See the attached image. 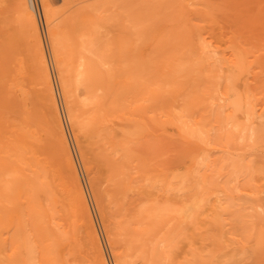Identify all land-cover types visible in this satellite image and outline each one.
<instances>
[{
	"label": "bare ground",
	"instance_id": "bare-ground-1",
	"mask_svg": "<svg viewBox=\"0 0 264 264\" xmlns=\"http://www.w3.org/2000/svg\"><path fill=\"white\" fill-rule=\"evenodd\" d=\"M42 1H43V5L45 8L47 20L49 21V23H51L53 25L56 22L55 21L54 23H52L53 19L54 18L56 19L57 17L61 18V15H57V17H55V11L53 10L54 8L53 9L51 8V3H52L51 0H42ZM122 1H123L124 6H127V8H128L129 13L128 12L127 13L129 16L127 18L125 16H123L124 18H122L123 14H121L120 18H122L123 21L126 19V21L132 22V26H134L135 28L137 27L136 28L137 30L134 32L135 37H133L131 32L130 31L128 32L126 30V28L123 30V32H125V30L128 32V33L127 32L126 33H127V36L129 35V38L131 41H133V40L135 41L131 44L132 46L129 45V46H126V48L131 46V47H135V49H139V44H140L139 41L142 39V34L144 35L143 27L146 28L145 25H148V26L151 25L152 26V24H153L155 26V25H157V23H158V25L160 23H162V21H164V22L166 21L165 23L167 25L169 22L178 23V21L181 20L182 16L186 12H189L188 10H192V8H191L192 4H193V8H194V4L196 6L198 5V7H195V10H198V12L200 13V15H198L197 17H199L198 18L199 22L201 20V22H200L201 26H199L200 24L198 22V26H196V28L201 27L202 30L199 31L197 29H192V28L189 29L188 27L186 28L185 27L186 25H184V23H183L185 21L182 20L183 25H180V23H179V26H176V28H174V30L172 32H170L168 30L169 32L165 33V30L164 31L162 30L164 35L162 37H159L158 41H157V42H161V44L159 45V47L161 46V51H160L161 54L159 53V57H157L155 55V52H156L155 51L153 53H148L146 56L138 57V59L135 60V64H134L131 61L122 63L124 61V57L121 55V51L116 52V54L114 52H113V54L112 53L109 54V50H108L109 48H111L110 52H112L113 51L112 48L115 50L114 47H119V45L118 46L116 45L118 43L117 41H116L117 43L114 44L116 46H111V43H109V42L106 43L105 41H101L100 37L98 40H96V42L94 41L98 36L97 35L95 36V34H91V32L93 30H96L97 25L94 27V29H93V27L91 30L89 29L90 32H88L90 34V36L92 38L94 36L95 39L91 40V38H90L91 41L87 42L88 41L87 38H89V34L88 35L84 34L85 33L84 32L82 34L87 35L88 37L86 38V36H85L84 39L82 37V40L84 41V43H81V44L78 43V45L76 44V46H72V45H74V43L72 41H68L66 39V37L64 40H67L66 42H69V44L70 43H72V44L69 45V44H65V42H63V37L67 36V34L64 33L65 30L62 31V29L60 30V28H58V29L55 28L56 27L55 25H57L58 23L54 25L55 27L49 26V27H51L50 28L51 32L50 31L49 32L51 33L50 34L51 35L50 40L52 39L51 40V42H52L51 43L52 54H53V57H54V60L56 63L57 70H58L59 82H60V86L62 89L63 98H64L65 104L67 106L68 118L73 123L74 131H75L77 139L79 141H82V140H80L81 136L87 135L89 137V139H87V137H85V139L88 140V141H86L87 145L91 150L94 151L93 153L90 151H88V152H90L91 154L95 153V156L93 158L97 157L96 158L97 161H99V160L103 161L104 160V162H105V164H103L102 166L103 167L105 166L104 168H106L105 172H107L106 174L108 175L106 179L109 181V186L107 188H105V186H102L105 188L104 189V188L99 187L97 185L95 178L91 179L92 185H93V187L92 186L91 187H92V189L94 188L95 195L98 198V201L101 203L103 202V198H104L103 193H106V196L107 195L110 196L112 201L119 200L123 194H126L125 197L131 195L133 198L132 201L138 200L137 205L133 207L135 209L132 208L131 209L132 211H130L132 213V214L130 213L131 216L132 215L135 216V212L137 211L142 217L139 216L138 213L136 212L137 214L135 216L136 217L135 219H138L139 217H141V218H145L147 221V219L151 220V218L152 219L154 218V220H152V221H154V223H153L154 226L152 225V221L150 222V220L148 221V223H144L145 226L143 224L144 227H148V225H149V228L151 230H152L151 226L155 227L156 225H159L160 220H161V223H164L163 226L165 227L166 234H163L162 232H160L162 235V239H163L161 241L163 243V246H162V244L158 243V240L155 241L156 240L155 238H157V236L160 237V235H159L160 233L159 234H158V232L156 233L155 230L157 228L158 229L156 231L160 230V227L162 228V225L158 226L157 228L155 227L156 228L155 230L153 228L154 231L152 230L153 231L152 233H150L151 230L150 231L148 230L149 234H153V235H151L154 238L153 243L154 242H156V243H154L153 244L154 247L152 246L153 248H151L152 249L151 250L152 255L151 254L150 255L152 257L150 256L151 258L149 257L148 261L145 260V264H158L157 263L158 261L155 262V259L153 258V254L157 255V257L160 256L162 258V260L165 262V264H167V263L171 264L170 263L171 262V255L173 257L171 250L175 247H178L180 245V243L183 241H185V245L188 248V252H190V259L188 258L189 262L187 264H189V263L190 264H262V262L264 260V195H263V193H264V158L260 159V157L262 155H263L262 157H264V101H263L264 98L262 95V94H264L263 93L264 87L262 86L263 89H260L261 87L259 89L257 88L258 90H261V91H258V90H256V88L254 86L259 87L260 83L254 82V83H256V85L250 86L246 82H244L243 80L230 75L227 72V70H225L224 63H223V67L221 66L218 69L217 73H215L213 71H210V73L205 72L204 66H205V64H207V61H210L209 59H212V58L217 60L215 54L219 53V52H217V50H219V47H218V49L216 48V51H215V49L213 47H216V46L209 44V42H211L212 39H211V41L209 39L204 40L199 35L202 34V32L204 30L202 28L203 24L209 25L211 27L215 26V23L218 22V21H216V19L218 20L219 17L221 18L220 13L222 14V17H224V18H221L222 20L219 19L220 21H222L223 24L228 22L230 25L231 24L234 25L236 23L235 25H237L238 27L241 26L238 29L241 28L243 30L244 34H246L245 30H247L248 27L251 26L252 23L250 20H253L252 18H253V16L255 17V14L259 20H262V22L260 21V23L262 25L257 23V22H259V20L256 17L254 19H256L257 21L254 20L252 22H254V24L257 23V26H259V27L263 26L264 19H260V18H264V13H263L264 8L260 7V6L264 1H262V0H260V1L259 0L258 1L257 0H250V1L246 2V0H243V1H241V0H236V1L235 0H224L223 1L222 0L223 3H225L226 8H224L225 6H223V3H219L221 1H218L217 4H219L218 5L219 8L221 10H223L224 12L219 11L220 9L216 5H213V4H215V2L217 0L213 1L214 2L213 4H211L208 0H145L146 3L143 2L142 0L140 2H139V0H122ZM142 2L145 3V5H143V7L141 5V4H143ZM252 2L256 3L255 6L259 5L258 8H255L256 10L253 8L251 10L250 7H249V9L247 8V6H249V4L254 5V3H252ZM235 3H236V5H235ZM190 4H191V6H190ZM17 5H19V8L17 10H20L19 14H20V16L22 15V17L25 21L24 25L27 28L26 32H25V33H27V36H28L27 39L29 42H31V45H32V46L30 45L31 48H29V49H31V50L33 49V52H31L32 53L31 56L28 57V59L26 58L25 60L26 61L28 60V62L30 63L31 68H29V69L32 71H34V69H35V73H37V74H35L31 71L32 74H35L32 76V78L34 80V84H36V86H38L37 85V83H38L39 85L41 84V86H42L41 88H40V86L38 87V88H40V90H33L32 89L35 92V93L32 92L33 96L30 92H29L30 94L27 92L29 95V98L31 99L30 100L31 102L28 103V96H27V93L25 92V88L21 87L19 85L20 83H18V85L20 86V87L18 86L19 89L21 88L22 91H24V93L21 91L22 96H24V103H23L24 105L22 104V106H20L17 109L19 111L20 115L22 116L23 122H24V135L20 136V137L24 136V147H22L21 143H19L20 145L17 147H14L13 151L20 150L19 147L24 148V165H26V164L30 165L29 172H27V174L24 176V198L32 204L33 209H36V206H35L36 202H42V201H45L47 199H53L52 197L54 194V190L56 187H58L57 186L58 183H57V180L55 177L56 175L54 176V173L50 172V170H49L51 168H49V160H48L47 155L46 156L42 155V154L45 155L47 153V150L46 151L42 150V146L51 147V148H54L55 150H57V153L60 155V158H59L60 162L66 166V170L68 172V175L66 174V176L64 178H61V177L60 178L63 180H66V181L70 180V182H71L70 183L71 188L70 187L68 188V190H67L68 192L65 191V189H63V190L61 189L62 191L60 190L59 192L62 193L63 195L65 193H67V196H70V198H72V200L74 199L75 202L77 201L76 203H78V205L80 207V209L79 208H77V209L83 211L87 215V217L90 218V210H89L90 208H88V205H87L86 193L84 192V188L82 187V184L80 182V178H79L80 174H78L79 171L76 168V165H75L76 163H74V161H73L74 157L72 158L73 154H71V151H70L71 148H70V143L68 141L69 139H68L67 133L65 131L64 123L62 122L61 112L59 111V108H58V102L56 99V94H55L56 92L54 90V85H53L54 83L52 81L50 64L48 61V56L45 53L46 51L44 50L45 47H44V44L42 41L43 37H41L42 35L40 33L39 22L36 18V12L34 11L35 9H34L33 0H18V4H16V6ZM238 5H239V12L237 11L238 13L235 12V14H234V12L231 13L232 11L229 10V7L231 9L235 8L238 10V8H237ZM244 5H246V7ZM199 6H200V9H203V11L199 10ZM232 6H234V7H232ZM62 7H64V6L61 5V8ZM64 8H66V7H64ZM213 8H218V9H216V11L214 12ZM57 9L55 8V10H57ZM60 9H58V12L60 11ZM166 9L168 10V13H165ZM260 9H261V11H260ZM62 10H63V8H62ZM240 10H242V11L240 12ZM125 11L126 10H124L123 12L125 13ZM259 11L262 13L261 15H263V16L259 15V13H260ZM191 12H189V13H191ZM218 12H220V13H218ZM225 12H229V14L231 13V15L234 14L235 15L234 18L235 17H237V18L235 20L234 19L230 20L233 17H231V15H229L228 13L225 14ZM243 12L244 13L247 12L245 14H248V15H245V14L242 15ZM252 12L253 13L255 12V13L253 14ZM171 13H173V16L175 18L173 16H172V18L166 16L167 14H171ZM216 13H218V14H216ZM160 14H161V16H160ZM163 14H165V15H163ZM215 14L217 15V17ZM238 14H240L241 16ZM250 14H252V15H250ZM183 17H185V16H183ZM227 17L228 18L230 17V18L228 19ZM188 18H189L188 20H191L189 15H188ZM226 18L229 21H226ZM20 19H22V18H20ZM223 19L225 20V23H224ZM238 19L241 20V22H239ZM59 20H61V19H59ZM160 20H161V22H159ZM237 22H238V24H237ZM185 23H188V22H185ZM195 24L197 25V23H195ZM191 25L194 26L193 22ZM58 26H59V24H58ZM246 26H248V27L246 28ZM253 26H251V27L253 28ZM124 27H125V24H124ZM216 27H218V26H216ZM236 27L235 28L233 27L235 32L237 30ZM243 27L245 28V30L243 29ZM255 27H256V25H255ZM255 27H254V30L256 29ZM259 27H257V28H259ZM215 28L212 27L213 30ZM79 29H77V31L78 30L84 31V30H82V27H79ZM97 29H99V28H97ZM152 29H154V28H152ZM217 29H215V31ZM261 29L262 28H260V31L263 30V29L262 30ZM195 30H197V31H199V33L200 32L201 33L197 34V32ZM213 30H210V31H213ZM254 30H252V31H254ZM256 31H259V30H256ZM260 31L257 32L256 34L258 35V33H259V35H261L262 32L264 33V31H262V32H260ZM229 32H231V31L229 30ZM243 32H241V30H240V32L237 30V32H236L237 36H236V34L234 36L233 33L231 35H229L231 37L234 36V38H232V39H236L235 42H237V45H238V47L237 46L236 47L239 48V51L235 50L234 52H231V53L229 52L230 55H229L228 60L231 63L230 65H233L234 67L239 62H241V58L244 55L247 56L248 54H250L249 55L250 57H251V55L253 57L257 55V54L256 55L254 54L256 49L252 48V46L247 48V46L243 47L240 44L241 41L238 40V37H239L238 35L240 33H243ZM66 33H68V31ZM126 33H123V34H126ZM158 33H160V32H158ZM79 34L80 33H78L77 36H79V37L84 36V35H79ZM96 34H98V33L96 32ZM208 35H209V32H208ZM211 35L213 37H217L218 39L221 38L220 35H217L214 32H211ZM7 36H8V34H7ZM248 37H249V35H248ZM258 37H260V36H258ZM129 38L127 37V39H129ZM249 38H251V37H249ZM252 38H253V36H252ZM118 39H121V38H118ZM70 40H71V37H70ZM121 40H123V39H121ZM130 40H129V42H130ZM85 41H86V43H85ZM99 41H100L102 47L105 45L107 47L110 46L109 48H107L105 46L106 48L103 47L104 49H102V47H101L102 51L105 50V52L103 51L104 54H99V52H97V50L99 49L97 47V46H99V44H98ZM206 41H208V42H206ZM79 42H81V40ZM142 42H144V41H142ZM63 43L65 45H63ZM103 43L104 44L106 43V44L103 45ZM11 44H12V42H11ZM121 44H122L121 47H125L124 41ZM152 44H154V43H152ZM156 44H154L155 45L154 48H156ZM223 45L225 46L226 43ZM255 45L257 47L258 45H261V44L256 43ZM181 46H182V48L180 49ZM253 46H254V44H253ZM65 47H68V49ZM159 47H157V48H159ZM183 47H185V48L183 49ZM64 48L67 52L64 50ZM189 48H191L192 51L188 50ZM259 48L261 49L262 47H259ZM259 48H258V50H259ZM86 49H87V51H86ZM187 50L191 51V52L188 53ZM229 50L232 51L231 49H229ZM258 50H257V52H259ZM219 51H220V53L222 52L221 50H219ZM106 53H107V55H106ZM165 53H168V55L166 56ZM108 54H109V56H108ZM193 54H194V56L196 55V58H195L196 61L193 60L194 64L189 65L190 69L189 68L187 69L186 67L189 64L188 63V57L191 55L193 56ZM221 54H223V53H221ZM249 56H248V58H249ZM217 57L219 58V56H217ZM0 58H1V56H0ZM224 59H226V58H224ZM216 60H213V61H215L213 63L216 64V62H219ZM0 61H1V59H0ZM223 61H221V62H223ZM3 62H0V63L2 64ZM253 62H254V60H253ZM225 63H227V62H225ZM22 64H23V62H22ZM19 65H21V64H19ZM27 65H29V64H27ZM248 65L249 64H247V67H248ZM136 67H138V69H137V71L134 72ZM201 67H202V69H201ZM257 67L258 66H255L253 68L255 69ZM10 68H11V66H10ZM20 68H22V65ZM223 68H224V70H223ZM253 68L251 67L250 69H253ZM6 69L7 68H5V70ZM8 69L6 70L7 75L3 73V72H5V70L0 71V75H1V77H3V80L5 79L4 76L7 79L8 75H9ZM181 69H187L189 71L191 70V72H189V73H192L193 71H197V70H198V72L201 71L202 75H204L206 77L205 79L207 80V82L209 84H207L205 86L200 85L203 82L202 81L203 78L199 79L198 77H196V75L194 76V74L192 73L194 77H192V79L190 78V81H188L189 84H187V87H186L187 90L185 88L186 91H184V92L181 91L184 87L183 85H185L184 80H183V83L178 80V78L179 79L181 78V77H179V74H178V73L182 72V71L179 72ZM10 70H12V69H10ZM13 71H15V68L13 69ZM19 71L21 72V70H17L15 72L18 73ZM256 71H257V69H256ZM15 72H14V74H15ZM10 73H12V72L10 71ZM17 73L15 75L16 81H14L15 79L13 80L12 76L9 75L8 80L12 78L13 83L11 82L12 80L10 81V83L8 80H7L8 83L6 82L7 87L5 90L9 93H12V91H8V90H11L12 86H13V88L17 87L15 84H17L18 81L20 82L23 79L22 77H21L22 78L21 79L19 76H17ZM21 74L22 73H20L19 75H21ZM184 74H185V72H184ZM254 74L255 73H253V76H254ZM202 75H201V77H202ZM246 75L248 76L249 73L247 72ZM239 76L241 77V74ZM17 77H19V79ZM29 77H30V75H29ZM189 77L190 76H188V78ZM259 77L262 80L263 77H261V76H259ZM259 77L258 78L253 77V78L257 79L256 81H259L258 80ZM26 78H28V77H26ZM32 78H30V79L32 80ZM181 79H184V78H181ZM199 80H201L202 82ZM36 81H38V82L35 83ZM0 82H1V84L5 83V81H2L1 78H0ZM27 82L29 83L28 80H27ZM30 82H33V81H30ZM181 83H182V85H181ZM257 83L259 85H257ZM28 85L31 86L30 83ZM166 85H167V87H165ZM25 86H27V84ZM168 86L170 87V89H172L171 93H172V96L173 95L175 96V98L173 96L174 100L176 99V97L178 98V96H180V95L182 96L180 98L183 99V100L181 99L182 101L180 100L182 102V103L180 102L181 103L180 107H179V104L175 103L178 105L179 109L178 108L174 109L177 106L175 104H173L174 100H172L173 98H171V96H170L172 102L171 103L168 102L169 103L168 105L171 107V105L173 104L172 106H174V107L172 110L169 107L170 109H168V110L170 111V113L169 112L168 113L172 116V118H171L172 122L175 121L177 123V125L181 129H183L184 132L189 133L190 136H192L193 134L195 135V138L197 136L198 140H199L198 135L204 136V137H202V136L200 137L202 139L205 138L204 142L206 139L207 140L209 138L211 139V136L214 137L215 136V135H213L215 133L214 130L218 129V130H216L219 132H218V136L216 138L217 139L216 140L217 146H215V147H219V148H218V150H216L215 158H213V156L211 158L210 155H211V152H213L211 149L212 148L211 146L216 144V143L213 144L215 138L213 140V137H212L211 140L210 139L208 140L209 142H207V140H206V142L203 143V145H201V147L202 146L207 147V148L211 147L210 152L207 148H205V150L206 149L208 150V153H210V155H208V153H206L207 150L206 151L202 150V153H199L201 149H199V152H197V154L191 155L187 158H186V154H188V153H186V154L184 153L185 157H182L183 161L180 160L182 162H179V163L185 162L183 169L177 168V170H175V169L168 170L167 169V170L161 171L159 168H157V170L159 169L161 171V173H157V175H154L155 173L149 172V170L146 169V166H148L150 163L145 161V157H144L143 166H142L143 170L142 171L146 170L145 174H140L138 176V179L134 180V178L132 176V171L134 169L132 170L131 167L137 165V164L133 163L134 161H136L137 158L135 160L133 159V154L136 153V152L133 153V151L134 150L137 151L138 147L141 148L140 150H144L142 148V146H144V145H143V142H141L142 146L140 145L137 147V144H139V143H137L135 146L136 142L134 141L135 143H134V145L132 143V145L137 147V148L134 147L135 149L132 150L131 147H133V146H130L131 143H129V142L131 141L132 138L134 139L135 136L139 137L138 134H136L137 132H135V130H137V131L139 130L138 131L139 133L140 132L143 133L144 127L146 128L147 126L144 125L145 122H143L141 124L140 121H143V119H140L139 117L136 116V118L139 119L138 120L140 122L139 124H141L139 126V127H141V130L137 129L138 125H139L138 123H136V125H135L136 127L134 130V128L131 127V126H133V122L130 120V122L128 123L129 116H128V118L126 117L127 112H128V114L132 115L131 114L132 109L128 110L126 108V110L124 111V109H125L124 105L127 106L128 104L129 105L131 104L129 102H135L134 104L132 103L133 106L137 105V107H138V105H139L138 101L139 100L145 101V103H146L147 102L146 100H149V98H150L149 93H151V95L156 96L158 91L164 90V87H165L166 91L169 90ZM0 87H2V85ZM3 88H5V87L3 86ZM19 89H18V91H19ZM3 91H4V89H3ZM146 93H148L149 98H148V96H146L147 98H143V97H145ZM141 94H143V95L140 96ZM79 96H84V99H86L89 102V104H87V101H85V100H84L85 102L83 101V104L86 106V108L91 106L88 109V111L86 108L83 109V111L85 110V112H86L85 113L86 116H83L82 111L75 104L76 99H79L78 98ZM20 98H21V96H20ZM151 98H150V100H151ZM212 98H214V99H212ZM20 100L23 101V99H20ZM22 101H21V103H22ZM80 102H82V101L80 100ZM136 102H137V104H136ZM121 106H122L123 116L128 119V120L125 119L128 124L127 123L123 124L121 130L119 131V130H117V127L115 125H113V123L111 122L113 119L115 120V118H114L115 116H113L112 120H111L110 116H112L113 115L112 113H114L116 111L121 113V111H119V110H121V108H120ZM150 106L152 107V104L146 107L147 111H145L144 108L141 109L142 110L141 112H143V110H144V112H146L147 115L145 113L142 114L141 112H138V113L141 114L143 117L146 116L148 118V113L150 111H152ZM142 107H143V105H141L140 108H142ZM153 107H155V106H153ZM200 107L204 108L203 113L201 114L202 117L204 115H207V113L208 114L210 113L209 115H211L212 117L213 116L215 117L217 122H214V123L215 124L217 123V125H215V124L214 125L217 126V128H213L214 125H213L212 129L208 126H207L208 127L207 128L206 123L208 122L209 118L208 117L205 118L206 116H204V118L206 119L205 120L206 122H204V118L196 115L198 113V111L200 110L199 109ZM135 108H136V106H135ZM135 108H134V110H135ZM157 108H159V106H157ZM160 108H162L161 110H164L163 107H160ZM136 109H138V108H136ZM17 110H16V112H17ZM124 112L126 114H124ZM155 112H157V111H155ZM158 113H159V111H158ZM151 114H152V112H151ZM149 115H150V113H149ZM132 116H133V118H135L134 113ZM162 116L164 117V115H162ZM109 119L111 121H109ZM149 119L150 118H148V120ZM201 119H203V120H201ZM150 120L148 122H150ZM122 121L124 122V118ZM154 121H156V120H154ZM166 121H167V119H166ZM166 121H164V122H166ZM170 122H168V123H170ZM202 122H204L206 125H204V123H202ZM119 123H121V122H119ZM176 123H175V125H176ZM117 125L119 126L121 124H117ZM142 125H144V127ZM171 125H173V124H171ZM202 125L205 126L206 130H204L205 128H204V126L202 127ZM44 129L46 130V135H48V137H47V139H45L43 141L44 137H42V134L40 133V131H43ZM147 129H148V127H147ZM155 129H157V128L155 127L154 130ZM209 129H210V131H209ZM212 130H213V132H211ZM203 131H205V132L203 133ZM206 131L209 133L211 132L212 134L211 135L207 134ZM30 132L32 134L37 133L38 138H41L42 142H45V144H43L41 142L43 144V145H40L41 149L35 150V148H31V147L29 148V144L33 146V144L35 143L34 141H33L34 142L33 143L32 140L29 141L30 143L27 141L30 138L29 136L32 135V134H30ZM146 133H148V132H146ZM46 135H45V138H46ZM143 135H145V133L142 134L141 136H143ZM205 135H207V136L210 135V136H208L209 138L206 136L207 137L206 138ZM153 136H155V135L153 134ZM27 137H29V138H27ZM146 137H147V135H146ZM20 139L22 140V138H20ZM150 139H152V135H151ZM202 139H200V140H202ZM147 141H148V139H147ZM183 141H185V140H183ZM137 142H138V140H137ZM151 142L152 141H150V143H149V141H148V143L150 145H151ZM154 142H156V141H154ZM144 143H145V140H144ZM156 143L158 145L159 142H156ZM156 143H153V144L155 145ZM168 143H169V141H168ZM206 143L208 146L205 145ZM235 143L237 146L235 145ZM165 144L163 142V148L167 149L168 147L167 148L164 147V146H166ZM233 144H234V146H233ZM235 146L239 151L241 150L245 153H247L246 151H248V150L250 151V148H253V150L257 149L259 151L258 154H260V155L256 154L254 151V154L256 156L254 154H252V156L254 155V158H256L257 160L256 159L254 160V158H253L254 162H253V160H252V162L251 161L247 162V159H246L247 154L240 153V152L238 153V150H235L236 148L235 149L233 148ZM80 147H81V152H82L83 156L85 157V160L88 159V158H86L87 146L84 144V145H81ZM153 147L151 145V148H153ZM146 148L148 149L150 147L146 146ZM146 148H145V150H146ZM159 148L160 147H158L157 149H159ZM161 148H162V146H161ZM182 148H180V149H182ZM154 149H156V148L154 147L152 150L148 149V150H150V152L154 151V153L152 154V159H153L154 154H155L154 155V158H155L157 156V154L159 155V152H161L160 150H158V152H157V150L155 151ZM148 150H146V151L148 152ZM8 151H11V150H8ZM165 151H163V153ZM234 151H236L237 153H235ZM131 152L133 153L132 155H131ZM150 152L148 154L147 153L146 154L149 156ZM156 152H157V154H156ZM167 152H168V149H167ZM203 152H205L204 153L205 155H203ZM260 152L262 153V155ZM15 153L17 154L18 151ZM48 155L50 156V154H48ZM171 157L173 158V156H171ZM157 158H159V157H157ZM166 158H164V159L165 160L170 159L169 156L167 159ZM208 158H211L212 160H210ZM57 159H58V157H57ZM131 159H132V163H131ZM164 159H162V160H164ZM162 160H158L157 162L160 161V163H163ZM165 160H164V162H165ZM12 161H14V163H18V164H21L23 162L21 160V158H19V157L12 158ZM93 161H96V160H93ZM97 161L95 162L96 164L99 163ZM168 161L169 160L166 161L167 165L170 164L169 162L171 161V159L169 162ZM178 161H179V159H177V162ZM86 162H87V160H86ZM172 163L174 164V162H172ZM141 165H139V166H141ZM153 165L155 166L156 164H153ZM170 165L172 167V164H170ZM178 165H180V164H178ZM100 166H98V168ZM60 167H62V166H60ZM156 167H158V166H156ZM167 167H169V166H167ZM64 169L62 167V170L66 171ZM135 169L137 170L139 168H135ZM129 170H130V172H129ZM140 171H141V169H140ZM142 171H141V173H142ZM201 171H202V173H201ZM105 172H102V173L105 174ZM30 173H32V174H30ZM150 173L153 175H151ZM205 173H207L208 175L210 173L213 176L216 175L220 178H223V180L219 181V179H218V181H215L214 179H210L209 178L210 176L206 175ZM106 174H105V176H106ZM51 175H53V177ZM67 176L69 179L68 178L66 179ZM101 176H103V175H101ZM56 191H57V189H56ZM104 191H106V192H104ZM133 194H135L136 196H134ZM54 195H57V194H54ZM55 199H53V200H55ZM65 199L66 198H64V200ZM106 200H108V199H106ZM1 201L2 200L0 199V202ZM121 201H122V199H121ZM48 202H50V201L47 200V203ZM70 202L72 203L73 201H70ZM107 203H108V201H107ZM117 203L118 202H116V205L114 207L117 206ZM67 205H69V203H67ZM112 205H113V203H112ZM1 206H3L2 202H1ZM114 207H112V208H114ZM3 209L6 210V208H3ZM74 209H76V207ZM64 210H66V209H64ZM71 210H72V208H71ZM6 211H10V210H6ZM6 211H5V213L3 212V215L8 213ZM21 211H22V209H21ZM116 211H117V209H116ZM77 212L80 213L79 211H77ZM114 212H115V210H114ZM69 213H71V212H69ZM137 215L139 216L138 218H137ZM7 216H6V218H7ZM19 216H20V214H19ZM133 216L131 217L130 220L134 219ZM3 218H5V217H3ZM3 218H2V220H3ZM89 218H86V219L89 220ZM116 218H118V217H116ZM121 218H122V216H121ZM139 220L141 221V219H139ZM65 221H66V219H65ZM117 221L121 222L120 220H117ZM146 221H144V222H146ZM92 222L93 221L90 222L91 224L89 222H87V223H88V225L90 224L92 226L93 225ZM119 222H118V224H119ZM149 222L151 223V225ZM87 223L85 222V224H87ZM64 224H66V223H64ZM88 225H87V227H88ZM123 225H127V223L126 224L124 223ZM0 227H2V226L0 225ZM2 228L5 229V227H2ZM143 228H141V229H143ZM53 229H55V228H53ZM57 229H58V227H57ZM141 229L140 228L138 229L140 231V234H137L138 236L143 234V233H141V231L143 232L145 230V228H144V230H141ZM161 230H163V229H161ZM144 232L148 233L147 231H144ZM154 232L156 233L155 235H154ZM114 233H115V231H114ZM120 234L118 233V235H120ZM147 235L145 237H148ZM163 235H165L164 238H163ZM136 236L134 237V238H136L134 240L138 239V236L137 237ZM88 237H87V239H88ZM123 238H125V237H123ZM92 239H93L92 242L95 243L96 239H94L93 236H92ZM132 240L133 239L131 238V241ZM144 242H142V243H144ZM145 244H146V242H145ZM95 246L97 247L98 244L97 245L95 244ZM29 247H30V245H29ZM140 247H141V249H140ZM142 247H144V246H143V244L140 243L138 249H140V251L144 250V248L142 249ZM146 247H148V246L146 245ZM161 247H163V248H161ZM27 249L30 250L31 248H27ZM176 249L178 250V248H176ZM129 252L132 253V251H128V253ZM168 252H170V253L168 254ZM185 253H187V252H185ZM95 256H97V255H95ZM130 256H132V255H130ZM135 256H137V255L135 254ZM187 257H188V255H187ZM137 258H139V257H137ZM150 259L151 260L154 259V260H152L153 262H151ZM142 260H144V259H142ZM163 261H160V263H163ZM172 261L173 262L176 261L174 259V257L172 258ZM173 262H172V264H173ZM91 264H105V263L103 261H101L98 257H96L91 262ZM181 264H182V261H181Z\"/></svg>",
	"mask_w": 264,
	"mask_h": 264
},
{
	"label": "rangeland",
	"instance_id": "rangeland-1",
	"mask_svg": "<svg viewBox=\"0 0 264 264\" xmlns=\"http://www.w3.org/2000/svg\"><path fill=\"white\" fill-rule=\"evenodd\" d=\"M51 1H52L51 8L52 9L54 8L53 10L55 11V17H57V15H61V18L60 17H57L56 19L55 18L53 19V22L52 23H54L56 21L53 25L51 23H49V21L47 20L46 13H45V8H44L43 1L42 0H33L34 9H35L34 11L36 12V18H37V20L39 22L40 33L42 35L41 37H43L42 38V41H43V44H44V47H45L44 50L46 51L45 53L48 56V61H49V64H50V70H51V75H52V81L54 83L53 84L54 85V90L56 92L55 94H56V99H57V102H58V108H59V111L61 112L62 122L64 123L65 131H66L67 137L69 139L68 141L70 143V148H71L70 151H71V154H73L72 155V158L74 157L73 158V161H74V163H76L75 164L76 165V168L79 171L78 174H80L79 175L80 182L82 184V187L84 188V192L86 193L87 205H88V208H90L89 209L90 210V218L87 217V215L83 211L77 209V208L80 209L78 203H76L77 201L75 202L74 199L72 200V198H70V196H67V193H65L63 195L62 193L59 192L61 189L62 190L65 189V191H67L69 187L71 188V184H70L71 182H70V180L66 181V180L61 179V178H64L66 176V174L68 175V172L66 170V166L60 162V159H59L60 158V155L57 153V150H55L54 148H51V147L42 146V150L43 151H46L47 150V153L45 155L44 154H42V155L43 156H46L47 155L48 160H49V168L52 169V170L51 169H49V170H50V172L54 173V176L56 175L55 177H56V180H57V183H58V185H57L58 187L55 188L54 194H57V195H54L53 194V197H52L53 199H55V198L56 199L55 200H53V199H47V200L50 201L48 203H47V200L42 201V202H36L35 203L36 209H33L32 208V204L28 200H26L24 198V176L27 174V172H29L30 165L29 164L24 165V148L19 147L20 150H16L15 149L16 151H13L14 150V147H17V146L20 145L19 143H21V146L24 147V136L23 137H20L21 135H24V122H23L22 116L20 115L19 111L17 110L24 103V96H22V93H21L22 89L20 88L21 89L20 90L19 87L21 86V87L25 88V92L26 93L27 92L28 93L30 92L32 94V96H33V93H32V92H34L33 90H40V88L42 86H41V84L39 85L37 83L38 81L35 82V83H37L38 86H36V84H34V80H33L32 76L35 75V74H37V73H35V69H34V71H32V70L29 69V68H31L30 67V63L28 62V60L27 61L25 60L26 58L28 59V57L31 56V54H32L31 52H33V49L32 50L29 49V48H31L32 45H31V42H29L28 39H27V37H28L27 36V33H25L26 32V29H27L25 27V25H24L25 21H24L22 15L20 16V14H19L20 10H17L19 8V5L16 6V4H18V0H0V56H1V58H0L1 61L0 62H3L4 61L2 64L0 63V67H1L0 68V71L5 70V68H7V69L9 68L8 69L9 75L12 76L13 80L15 79L14 81H16V76L15 75H16L17 72H15V71L21 70V72L19 71L17 73V76H19L20 78L21 77L23 78V79L21 78L22 80L20 79L21 80L20 82L18 81L17 84H15L17 87L13 88V86H12L11 90H8V91H12V93H9V92H7L5 90L6 87H7V83H8L7 80L9 78V75H8L7 79L4 76V78H5L4 80H3V77H1V75H0V78L2 79V81H5V83L2 82L3 84H1V82H0V84L2 85V87H0V199L2 200L1 202H2V205H3V206H1V202H0V206L2 207V208L0 207V214L2 213L0 215V225L2 227H5V229L2 228V227H0V264H91V262L96 257H98L105 264H145V260L148 261L149 257L152 255V253H151L152 252L151 251L152 249L151 248L154 247L153 244L156 243V242L153 243L154 238H153V236H151L153 234H149V232H148V230L149 231L151 230L149 228V225H148V227H144L145 226L144 223H148V221L150 219H147V221H146L145 218H141L142 216L137 211L136 212L141 217H139L137 215V218L138 217L139 218L138 219H135L136 218L135 216H136L137 213L134 211L135 212V216L132 215L134 217V219L130 220L131 217H132L131 216L132 213L130 211H132L131 209L134 206H136L137 205V202H138V200L132 201L133 198H132L131 195L125 197L126 194H123L124 196L122 195V197L119 200L112 201V199H111L110 196L107 195L108 196L107 197L106 196V193H103L104 194L103 202L101 203V202L98 201V198L95 195V190H94V188L92 189L93 185H92L91 179L92 178H95V180L97 182V185L99 187L105 186V188H107L109 186V181L106 179L107 176H108L106 174L107 172H105L106 171V168H104L105 166L104 167L102 166L103 164H105V162H104V160L103 161H100V160L97 161V159H96L97 157L93 158L95 156V153L94 154H91L90 153V152L93 153L94 151L91 150L88 147V145H87V142L86 141H88L87 139H89V137L87 135H82L81 136L80 140H82L83 142L82 141H79L77 139L76 134H75V131H74L73 123L68 118L67 106L65 104V101H64V98H63V94H62V89H61L60 82H59L58 70H57L56 63H55V60H54V57H53V54H52V46H51V43H52L51 40L52 39L50 40V37H51V35H50L51 34L50 33L51 32V29L50 28L52 26L53 27L56 26L55 27L56 29L60 28V30L62 29V31L65 30L64 33L67 34V36H64L63 37V42H65V44H69V42H66V41L67 40L68 41H72L74 43V45H72V46H76V44L78 45V43H80V44L81 43H84V41L82 40V37H83V39H84L85 36L87 38L88 37L87 35L89 34L88 32H90V30L92 29V27L94 29V27L97 25L96 26V30H93L91 32V34H95V36L97 35L98 37L95 39L94 36L92 38L90 36V34H89V38H87V40H88L87 42H89V41H91L93 39H95L94 41L96 42V40H98L99 37H100V40L101 41H105L106 43L109 42V43H111V46H116V45L118 46L119 45V47H114L116 51L112 48L113 51L110 52V50H111V48H109L110 46L107 47L105 45L106 43L105 44L103 43V45H105L107 48H109L108 49L109 50V54H111V53L113 54V52L116 54V52L121 51V55L124 57V61L122 63L130 62L131 61V62H133L135 64V60L138 59V57L146 56L148 53H153V52L156 51L155 52V55L157 57H159V53L161 51V46L159 47V45L161 44V42H157V41H158V38L159 37H162L164 35V33H163L164 30H165V33L169 32V31L172 32L174 30V28H176V26H179V23H180V25H183V23H184V25H186L185 27L186 28L188 27L189 29L192 28V29H197L199 31L202 30L201 27H199L200 29L199 28H196V26H198V22H199V19H198L199 17H197V16L200 15V13L198 12V10H195V7H198V5L196 6L194 4V8H193V4H192V7H191L192 10H188L189 12H191V11L192 12L191 13L186 12L183 15L185 17H183V16H182V18L180 17L181 20H179L178 23H171V22H169L168 25H167L165 23L166 21L165 22L162 21V23H160L159 25H158V23L155 26L152 24L153 27L151 25H149V26L148 25H145L146 28L143 27V29H144V35L142 34V39L139 41V43H140L139 44V49H135V47H131L132 46L131 44L133 42H135V41L134 40L131 41L130 38H129V35L127 36V33L130 31L131 34L133 35V37H135L134 32L137 30L136 29L137 27L135 28L134 26H132V22L126 21V19L123 21V19H122V18H124L123 16H125L127 18L129 16L128 15L129 11H128L127 6H124L122 0H79V1L78 0H51ZM140 1L141 0H139V2ZM142 1L146 3L145 0H142ZM208 1L211 4H213L214 3L213 1H215V0H208ZM218 1H221L219 3H223L224 0L223 1L222 0H217L215 2V4H213V5H216L219 8V6H218L219 4H217ZM241 1H243V0H241ZM247 1H250V0H246V2ZM262 1H264V0H262ZM145 3L141 4L142 7H143V5H145ZM236 3H235V5H236ZM252 3H254V5L253 4L252 5L249 4V6H247L248 9H249V7H250L251 10H252V8L253 9L258 8L259 5L258 6H255L256 3L255 2H252ZM61 5H63L67 9L64 8V7H62L63 8V10H62ZM190 6H191V4H190ZM223 6H225V3H223ZM234 6H232V7H234ZM244 6L246 7V5H244ZM260 7H263L264 8V2L261 4ZM55 8L56 9L57 8L60 9V11L58 12V9L55 10ZM218 8H213L214 12ZM224 8H226V6ZM237 8H238V10L235 9V8L231 9L229 7V10L232 11L231 13L234 12V14H235V12L236 13L239 12V5L237 6ZM123 9L126 10L125 13L123 12L124 11ZM199 10L200 11H203V9H200V6H199ZM219 11L224 12L221 9ZM241 11L242 10H240V12ZM260 11H261V9H260ZM229 12H225V14H227V13L229 14ZM165 13H168V10L167 9H166V12ZM218 13H220V12H218ZM218 13H216V14H218ZM231 13L229 15H231ZM245 13H247V12H245ZM245 13L243 12L242 15H244ZM121 14H123L122 15V18H120L121 17L120 16ZM234 14H232L233 16L231 15V17H233V18H231L230 20H232V19L235 20L237 18V17L234 18V16H235ZM240 14H238V15H240ZM261 14L262 13L260 12L259 15H261ZM163 15H165V14H163ZM188 15L190 16L191 20H188L189 19L188 18ZM220 15H221V18H224V17H222V14L221 13H220ZM245 15H248V14H245ZM250 15H252V14H250ZM160 16H161V14H160ZM166 16L172 18L173 13L167 14ZM261 16H263V15H261ZM216 17H217V15H216ZM255 17H256V14H255ZM255 17L253 16V18H252L253 20H250L251 23L254 25L253 26L251 24V26H253V28L251 26H250L251 28L248 27V26H246V28L248 27V29L245 30V28H244L245 26L243 27V29L245 30V33L246 34H244V32H243V30L241 28L238 29L241 26L238 27L237 25H235L236 23L234 24L235 26L232 25V24L230 25L228 22L225 23V20L223 19L224 20V23H225V24H223L222 21L219 20V19H221L220 17H219L218 20L216 19V21H218L219 23L216 22L215 23V26H212L214 28L216 26H218V27L215 28V29L218 28L216 31H215V29L213 30L211 26L204 25V24L202 25V28L204 29L203 32H202V34H200L201 32L199 33V31L195 30L197 32V34H200L199 36L201 38H203L204 40H208L209 39L211 41V39H212L213 42L211 41V42H209V44L216 46V47H213L212 46L215 49V51H216V48L218 49V47H219V50H221L222 51L221 53H223V54H221L220 51L217 50V52L220 53V54L219 53L218 54H215L217 60L216 59H213V58L212 59L213 60H216V61H219V62H216V64H215V63H213L215 61H213L212 59H209L210 61H207V64H205L206 67L204 66L205 72H209L210 73V71H213V72L217 73L218 72V69L221 66L223 67V63H224V68H225V70H227V72L230 75H232V76H234L236 78H239V79L243 80L244 82H246L250 86H254V85H256V83H254V82H258V83H260V85L257 83V85H259V87L254 86L256 88V90H258L260 87H261L260 89H263V87H264V82H263L264 81V37H263L264 36V33L262 31H264V23H263V26H260V27L257 26V23L261 24L260 21L262 22V20H259L256 17L259 20V22H257V23L255 22L256 24H254V22H252V21H254V20L257 21L256 19H254ZM20 18H22V19H20ZM227 18H226V21H229V20H227ZM59 19H61V20H59ZM260 19H264V18H260ZM182 20L185 21V22H188V23H185V22L182 23ZM238 21L241 22V20H239V19H238ZM159 22H161V20ZM192 22H193V24H194L195 27L193 25H191ZM200 22H201V20H200ZM200 22H199V24H200L199 26H201V23ZM57 23L59 24V26H58ZM195 23H197V25ZM55 24H57V25H55ZM124 24H125V27H124ZM237 24H238V22H237ZM255 25H256V27H255ZM49 26H51V27H49ZM79 27H82V30H84V31H79L81 29V28L79 29ZM231 27L232 28L233 27L234 28L236 27V29L239 32H240V30H241V32H243V33H240V34L238 33L239 34L238 35L239 36L238 37V40L241 41L240 44L243 47H246L247 46V48L252 46V48L256 49V51H255L254 54L255 55L257 54L254 57L251 55L252 58L249 56L250 54H248L247 56L244 55L241 58V62H239L237 65H235V67L233 65H230L231 63L228 60L229 55H230L231 52H234L235 50L236 51L237 50L239 51V48H237L238 47L237 42H235L236 39H232V38H234L235 34L237 36V33H236L237 30L235 32L234 31V28L232 29ZM254 27L256 28L255 30H254ZM257 27H259V28H257ZM97 28H99V29H97ZM125 28H126V30L128 32L126 30H125V32H123V30ZM152 28H154V29H152ZM260 28H262L263 30L261 29L262 31H260ZM77 29H79V30L77 31ZM251 29L254 30V31H252ZM210 30H213V31H210ZM229 30L231 32H229ZM256 30H259L260 32H262L261 35H259V33L257 35L256 33L259 32V31H256ZM67 31H68V33H66ZM96 32L100 36L98 34H96ZM158 32H160V33H158ZM208 32H209V35H208ZM211 32H214L215 34L220 35L221 38L218 39L217 37H213L211 35ZM78 33H80L79 35H84V34H87V35H84V36L79 37V36H77ZM82 33H84V34H82ZM123 33H126V34H123ZM232 33H233L234 36H232V37L229 36ZM7 34H8V36H7ZM247 34L251 38H249ZM252 36H253V38H252ZM258 36H260V37H258ZM65 37H66L67 40H64ZM70 37H71V40H70ZM127 37L129 39H127ZM90 38H91V40H90ZM118 38H121L123 40L118 39ZM80 40H81V42H79ZM129 40H130V42H129ZM123 41L125 42V44H124L125 47H121L122 46L121 43ZM142 41H144V42H142ZM11 42H12V44H11ZM206 42H208V41H206ZM85 43H86V41H85ZM115 43H117V44L114 45ZM152 43H154V44L157 43L156 44V48H154L155 45L152 44ZM225 43H226V45L224 46L223 44H225ZM256 43L257 44H261V45H258L256 47V45H255ZM65 44L63 43V45H65ZM70 44H72V43H70ZM98 44H99V46H97V47L99 49L97 50V52H99V54H104L105 50H103L104 51L103 52L102 49H104L103 47H105V46L102 47L100 41L98 42ZM253 44H254V46H253ZM129 45H131V46L126 48V46H129ZM101 47H102V49H101ZM157 47H159V48H157ZM259 47H262V48L260 49ZM65 48L68 49V47H65ZM65 48H64V50H65ZM181 48H182V46L180 47V49ZM184 48L185 47H183V49ZM258 48H259V50H258ZM229 49H231L232 51H230ZM188 50H191L192 51L191 48H189ZM257 50L259 52H257ZM86 51H87V49H86ZM191 51H188V53H190ZM107 53H106V55H107ZM109 54H108V56H109ZM165 54H166V56L168 55V53H165ZM193 56H194V54H193ZM193 56L191 55V56L188 57V63L189 64L186 67L187 69L190 67L189 65L194 64L193 62L196 61L195 60L196 55L194 57ZM217 56H219V58ZM248 56H249V58H248ZM224 58H226V59H224ZM252 59L254 60L255 63L253 62ZM14 60L15 61L17 60V61L15 62ZM221 61H223V62H221ZM22 62H23V64H22ZM225 62H227L228 64L225 63ZM19 64L22 65V68L24 70L22 68H20L21 65H19ZM27 64H29V65H27ZM247 64H249L248 67H247ZM254 65L255 66H258V67L254 69L253 68V67H255ZM10 66H11V68H10ZM202 67H201V69H202ZM251 67L253 69H250ZM14 68H15V71H13ZM224 68H223V70H224ZM10 69H12V70H10ZM137 69H138V67L135 68L134 72L137 71ZM187 69H181L179 72L182 71L181 72L182 74L177 72L179 74V77L184 78V79H181L180 78L181 80L178 78V80L181 81L182 83H183V80H184L185 81L184 84L186 85V86L183 85L184 87H183V89L181 91L184 92V91L187 90L186 87H187V84H189L188 81H190V78L192 79V77H194L195 75L199 79H202L203 78L202 79L203 82L201 80H199V81L202 82V84H200V85L205 86V85L209 84L207 82V80L205 79L206 77L204 75H202V72L201 71H199V72H198V70L197 71H193L192 72L194 74V76H193L192 73H189V72H191V70L189 71ZM256 69H257V71H256ZM6 70H5V72H3L4 74L7 73ZM10 71L12 73H10ZM31 71L33 73H35V74H32ZM14 72H15V74H14ZM184 72H185L186 75L184 74ZM247 72L249 73L248 76L246 75ZM20 73H22V74L19 75ZM253 73H255L254 76H253ZM240 74H241V77L239 76ZM29 75H30V77H29ZM187 75L190 76V77L188 78ZM201 75H202V77H201ZM259 76L263 77L262 78L263 81L260 79ZM19 77H17V78L19 79ZM26 77H28V78H26ZM253 77H257V78L259 77V79H258L259 81H256L257 79H254ZM12 78L8 80L9 83L12 80ZM30 78H32V80ZM13 80L11 81L12 83H13ZM27 80L29 81V83L31 84V86L28 85L29 83L27 82ZM30 81H33V82H30ZM18 83H20L19 84L20 86L18 85ZM182 83H181V85H182ZM26 84H27V86H25ZM3 86L5 88H3ZM39 86H40V88H38ZM165 87H167V85ZM165 87H164V90H165ZM185 88H186V90H185ZM3 89H4V91H3ZM18 89H19V91H18ZM168 89L169 90H167V91L165 90L166 92L164 90L158 91L157 94H156V96L155 95H151V93H149L150 94L149 95L150 98L152 97L151 100H150V98L148 96V93H146L147 95L145 94V97H143V98H147L146 96H148L149 100H146L147 101L146 103H145V101L139 100L138 101L139 102L138 107H137V105H135L136 108H138V109H136L135 106H133V104L135 102H129L131 104L130 105L128 104L127 106L124 105V108H125L124 111L126 110V108L128 110H131L132 109L131 110V114L133 115V113H134V117L135 118H133L132 115L128 114L127 111H126L127 114L125 112H124V114H126V117L127 118L129 116V120L123 116V113H122V106L123 105L120 107L121 110H119V111H121V113L118 112V111H116V112L112 113L113 114L112 116H110L111 120L113 119V116H115L114 117L115 120L113 119L111 121L109 119V121H111L113 123V125H115L117 127V130H119V131L121 130L123 124H126L127 123L126 120H128V123L130 122V120L133 122V126L134 127L133 126H131V127L134 128V130H135V127H136L135 126L136 123L139 124L140 122H141V124L143 122H145L144 125H146L148 127V129H149L148 130L147 127L145 128L144 125H142L144 127V130L142 129L143 130V133L142 132L139 133L138 132L139 130L138 131L135 130V132H137L136 134H138L139 137H136L135 136L134 139L132 138L131 141L129 142V143H131L130 146H133L135 142H136L135 143V146H136L137 143H139V144H137V147L140 146V145L142 146V143L141 142H143V145H144V146H142V148L144 150H140L141 149L140 147H138V148L135 147V146L131 147L132 150L135 149V148L138 149V150L136 149L137 151H135V150L133 151V153L136 152L135 154H133L131 152V155L133 154V159L135 160L137 158L136 161L133 160L134 161L133 163H135L137 165L131 167L132 170L134 169L133 171L131 170L132 171V176H133L134 180L135 179H138V176L140 174H145V171L146 170L142 171L143 170L142 169V166H143L144 157H145V161H147V162L150 163L148 166H146V169H148L149 172L155 173L154 175H157V173H161L162 170H167V169L168 170H172V169L177 170V168L178 169H183V167L185 165V162H183V163H179V162H182L183 161L182 160V157H185V154L186 153L189 154V155L186 154V158H187V157H189L191 155L197 154V152H199V149H201L199 153H202V150L206 151L207 149L210 152L211 149H212L213 152H211V155H210V153H208V150L206 151V153H208V155H210L211 158H212V156H213V158H215V156H216V150H218V148H219V147H215V146H217V141H216L217 139L216 138L218 136V132L219 131H216V130H218V129L214 130L215 133L213 135H215V136L214 137L211 136V139H212V137H213V140L215 138L213 144L214 143H216V144H214V145L211 144L212 145L211 146L212 148L210 147L211 148L210 149V148H207V147H204V146L201 147V145H203V143H205L206 140H207L206 139L205 142H204V139L205 138L204 139L200 138L202 135H198L199 136V140H198L197 136H196V138H195V135L194 134L192 136H190V134L184 132L183 129H181L177 125V123L175 121L172 122V119H171L172 116L169 114L170 111L168 109L171 108V110H172L173 107H174L172 105L175 104V103L179 104V107H180V104L182 103L181 101L183 99L180 98V97H182L180 95V96H178V98L176 97V99L174 100L175 96L173 95L174 96V98H173L172 93H171V90L172 89H170L169 86H168ZM258 91H261V90H258ZM22 92L24 93V91H22ZM28 93H27V96H28V103H29V102H31L30 101L31 99L29 98ZM263 93H264V89H263ZM142 95L143 94H141L140 96H142ZM262 95H263V98H264V94H262ZM20 96H21V98H20ZM170 96H171V98H173L172 100H174V103L171 105V107L168 105L169 103L172 102ZM78 98L82 102H80L79 99H76V103L75 102L74 103L82 111L83 116H86L85 110L83 111V109L86 108V106L83 104V101L84 100L87 101V100L84 99V96H79ZM20 99H23V101L20 100ZM212 99H214V98H212ZM21 101H22V103H21ZM263 101H264V99H263ZM150 103L152 104V107L155 106L156 108L155 107L152 108L150 106L152 111L149 112L150 115L148 113V118H150L151 120L149 119L150 122H148L149 121L148 118L145 116L147 118L146 119L145 117H143L138 112H141L142 111L141 109H143V108H144L145 111H147V108L146 107L149 106V105H151ZM87 104H89L88 101H87ZM136 104H137V102H136ZM177 104H175L177 107H175L174 109H177V108L179 109V107H178ZM141 105H143L142 108H140ZM157 106H159V108H157ZM90 107H87L86 108L87 111H88V109ZM160 107H163L164 110H161L162 108H160ZM134 108H135V110H134ZM15 109L17 110V112H16ZM199 109L201 111L199 110L200 112L198 111V113L196 115H198L199 117H202L201 114L203 113V109L204 108L203 107H200ZM144 110L141 113L142 114L145 113L147 115V113L144 112ZM154 110L157 111V112H155ZM158 111H159V113H158ZM151 112H152L153 115L151 114ZM157 114L158 115L160 114V115L158 116ZM209 114L207 113V115H204V116H206L205 118H207V117L209 118V120L207 119L208 120V122L206 123L207 125L204 123V122H206L205 121L206 119L204 118V116L202 117V118H204V122H202V123H204V125H206V127L208 126V127H210L212 129L213 125L215 124L214 122H217V121H216V119H215L214 116L212 117ZM162 115H164V117ZM136 116L139 117L140 119H143V121H140L139 122L138 121L139 119L136 118ZM123 118H124V122L125 123L122 121ZM166 119H167V121H166ZM154 120H156V121H154ZM201 120H203V119H201ZM164 121H166L167 123L164 122ZM119 122H121V123H119ZM168 122H170V123H168ZM175 123H176V125H175ZM117 124H121V125L118 126ZM141 124L138 125V128L137 129H140L141 130V127H139ZM171 124H173V125H171ZM204 125H202V127ZM215 125H217V123ZM215 125H214L213 128H217V126H215ZM155 127L157 129L154 130ZM204 128H205V126H204ZM204 130H206V128ZM145 131L148 132V133H146ZM207 131H206V133L207 134H210V135L212 134L211 132H213V130L210 133L207 132ZM209 131H210V129H209ZM204 132L205 131H203V133ZM40 133L42 134V137H44L43 138V141L45 139H47L48 135H46V130L45 129L43 131H40ZM144 133H145V135L141 136ZM30 134H32V133L30 132ZM44 134L46 135V138H45V135ZM153 134L155 136H153ZM146 135H147V137H146ZM151 135H152V139H150L151 138ZM210 135H208V136H210ZM206 136L207 135H205V137ZM29 137H27V138H29V140H27L28 142L31 141V140H32V142L33 141L35 142V143L33 142L35 145L32 143L33 146L29 144V148L31 147V148H35V150L36 149L39 150V149H41L40 148V145L45 144V142H42V139L41 138H38L37 133L36 134L33 133ZM85 137H87V139H85ZM202 137H204V136H202ZM20 138H22V140ZM147 139H148L149 143H150V141H152L151 142V145H152V147L154 146L156 148V149H154L155 151L156 150H157V152H158V150L161 151V152H159V155L156 152L157 156L154 158V155H155L154 154L153 155V159H152V154L154 153V151H151L150 152V150H152L154 147L151 148V145L148 143ZM200 139H202V140H200ZM137 140H138V142H137ZM144 140H145V143H144ZM183 140H185V141H183ZM208 140H207V142H209ZM154 141L159 142L158 145ZM168 141H169V143H168ZM163 142H164V144L166 143L165 144L166 146H164V147H166V148L168 147L167 149H168V152L169 153L167 152V149L163 148ZM132 143H133V145H132ZM153 143H156V144L154 145ZM84 144L87 146V148H86L87 149L86 150V152H87L86 158H88V159H86L87 162H86L85 157L83 156V154L81 152V147H80L81 145H84ZM145 145L147 147L149 146L150 148H148V149H150V150H148ZM205 145L208 146L207 143ZM235 145H236V143H235ZM161 146H162V148H161ZM233 146H234V144H233ZM236 146L233 147V148L235 149ZM144 147L146 148V150H148V152L145 150ZM158 147H160V148L157 149ZM180 148H182L183 150L180 149ZM205 148H207V149L205 150ZM8 150H11V151H8ZM235 150H238V149L236 148ZM17 151H18V153L16 154L15 152H17ZM88 151H90V152H88ZM163 151H165L166 153L165 152L163 153ZM254 151H255L256 154H258V152H259L257 149H254L253 150V148H250V151L249 150L246 151L247 153H245V152H243L241 150L240 151L238 150V153L240 152V153L247 154L246 155L247 156V158H246L247 159V162H250V161L252 162V160L254 158V155H255L254 154ZM149 152H150V155L148 156L147 154ZM234 152L237 153L236 151H234ZM204 153L205 152H203V155H205ZM48 154H50V156ZM166 154L167 155L169 154L168 156L170 157L171 161H170V159H167L168 156ZM252 154H254V155L252 156ZM258 155H260V154H258ZM261 155H262V153H261ZM171 156H173V158ZM262 156L260 157V159L261 158L262 159L264 158ZM14 157L21 158V160L23 162L21 164L14 163V161H12V158H14ZM57 157H58V159H57ZM157 157H159V158H157ZM175 157L177 159H179L178 162H177V159ZM161 158L162 159L166 158L167 160H169L170 162L169 161L168 162L170 164H172V167H171L170 164L167 165V162H166L167 160L164 159L165 160V162H164V160H162ZM211 158H208V159L212 160ZM255 159L256 158H254V160ZM93 160H96L99 163L96 164L95 163L96 161H93ZM158 160H162L163 163H160V161L157 162ZM180 160H182V161H180ZM254 160H253V162H254ZM172 162H174V164ZM131 163H132V159H131ZM153 164H156V165L154 166ZM178 164H180V165H178ZM139 165H141V166H139ZM166 165L169 166V167H167ZM60 166H62L63 169L65 168L64 170H66V171H63L62 170V167H60ZM98 166H100V167L98 168ZM156 166H158V167H156ZM135 168H139V169L136 170ZM157 168H159L161 171L159 169L157 170ZM140 169H141L142 173H141ZM101 171L102 172H105L106 176ZM202 171H201V173H202ZM129 172H130V170H129ZM32 173H30V174H32ZM205 174L208 175L207 173H205ZM101 175H103V176H101ZM151 175H153V174H151ZM51 176L53 177V175H51ZM208 176H210L209 177L210 179H214L215 181H218V179H219V181H222L223 180V178H220V177H218L216 175L213 176L210 173H209ZM67 178H68V176L66 177V179ZM102 188H104V187H102ZM56 189H57V191H56ZM104 192H106V191H104ZM133 195L136 196L135 194H133ZM263 195H264V193H263ZM64 198H66V199L64 200ZM106 199H108V200H106ZM121 199H122V201H121ZM70 201H73V202L71 203ZM107 201H108V203H107ZM116 202H118L117 203V206L118 207L116 206L117 208L114 207L116 205ZM67 203H69L70 206L67 205ZM112 203H113V205H112ZM74 206L76 207L77 210L74 209L75 208ZM112 207H114V208H112ZM3 208H6V210H10V211H6ZM71 208H72V210H71ZM21 209H22V211H21ZM64 209H66L67 211L64 210ZM116 209H117V211H116ZM133 209H135V208H133ZM4 210L6 212H8V213L5 214L6 216L8 215L7 218H6L5 215H3V212L5 213ZM114 210H115V212H114ZM77 211H79L80 213H78ZM69 212H71V213H69ZM19 214H20V216H19ZM115 216L118 217V218H116ZM121 216H122V218H121ZM3 217H5V218H3ZM63 217L66 219V221H65V219ZM2 218H3V220H2ZM86 218H89V220L86 219ZM139 219H141V221ZM117 220H120L121 222H119ZM152 220H154V218L153 219L151 218L150 222ZM91 221H93L92 222V224H93L92 226L90 225L91 224L90 223ZM144 221H146V222H144ZM85 222L86 223L89 222L90 224L89 225H88V223L85 224ZM118 222H119V224H118ZM64 223H66L67 225L64 224ZM124 223L125 224L127 223V225H123ZM153 223H154V221H152V225L154 226ZM160 223H161V220H160ZM160 223H159V225H156L155 226L157 228L158 226H161L162 225V228L160 227V230L156 231L158 228L156 229L155 227L151 226L152 230L154 228V230L156 229L155 230L156 233L158 232V234H159L160 232H162L163 234H166L165 227L163 226L164 223H161V224ZM143 224H144V226H143ZM87 225H88V227H87ZM150 225H151V223H150ZM57 227H58V229H57ZM143 227L145 228V230H144ZM53 228H55V229H53ZM139 228L140 229L143 228L141 230L147 231L148 233H146L144 231L143 232L141 231V233H143V234H141V235L138 236L137 234H140V231L138 230ZM112 229L115 231V233H114V231ZM161 229H163V230H161ZM152 230H151L150 233H152L154 231V230L153 231ZM155 232H154V235L156 234ZM118 233L119 234L121 233V234L118 235ZM145 234L146 235L148 234L147 235L148 237H145L146 236ZM136 235L138 236V239L137 240H134V239H136V238H134ZM159 235H160V237L156 235L158 239L155 238L156 239L155 241L158 240V243L159 244H162V246H163V243L161 242L163 240L161 233ZM92 236H93L94 239H96L95 243L92 242L93 241ZM164 236L165 235H163V238H164ZM87 237H88V239H87ZM123 237H125V238H123ZM131 238L133 239L132 241L133 242L135 241L136 243L135 242L133 243L131 241ZM143 240L146 242V244H145V242ZM139 242L141 244H143L144 247H142V249L144 248V250H141L140 251L141 247H140V249H138V247L140 245ZM142 242H144V243H142ZM95 244L96 245L98 244V246L96 247ZM29 245H30V247H29ZM146 245L148 247H146ZM26 247L27 248H31L30 249L31 251L28 250ZM161 248H163V247H161ZM176 248H178V250ZM128 251H132V253H130V252L128 253ZM171 251H172V254H173L174 259L176 260L175 262H173L172 261V258L173 257L171 255V262L169 261L171 264H172V262H173V264H181V261H182V264H187L189 262L188 258L190 259V252H188V248L185 245V241L181 242L178 247L173 248ZM185 252H187L188 254L185 253ZM169 253L170 252H168V254ZM135 254L137 256H135ZM95 255H97V256H95ZM130 255H132V256H130ZM187 255H188V257H187ZM137 257H139V258H137ZM153 258L155 259V262L158 261L157 262L158 264H165V262L162 260V258L160 256L157 257V255H154L153 254ZM142 259H144V260H142ZM154 259H152V260H154ZM152 260L150 259L151 262H153ZM160 261H163V263H160ZM262 264H264V260H263Z\"/></svg>",
	"mask_w": 264,
	"mask_h": 264
}]
</instances>
